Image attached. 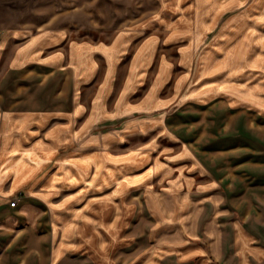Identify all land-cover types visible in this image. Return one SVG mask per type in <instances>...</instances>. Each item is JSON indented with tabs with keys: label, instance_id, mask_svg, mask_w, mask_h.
Wrapping results in <instances>:
<instances>
[{
	"label": "crops",
	"instance_id": "1",
	"mask_svg": "<svg viewBox=\"0 0 264 264\" xmlns=\"http://www.w3.org/2000/svg\"><path fill=\"white\" fill-rule=\"evenodd\" d=\"M27 1L0 0V21L28 12L21 6ZM158 1L157 9L154 0L146 3L144 14L122 30L151 37L131 56L130 85L146 78L160 45L185 41L180 35L197 30L203 19L194 0ZM132 3L130 12L139 11V0ZM230 21L225 28L233 34L238 26ZM246 23L242 31L256 30V50L264 52V21ZM26 28L0 25V264H264V156L250 146L253 136L220 130L236 113L246 115L236 128L264 126L256 119L264 113V73H256L261 57L245 60L258 78L246 86L243 79L240 103L224 96L194 104L226 107L228 119L211 134L225 144L194 147L197 139L173 134L164 114L155 125L171 144L156 164L145 147L114 150L115 139L94 132L107 117L137 112L131 103L127 111L110 105V77L119 74L124 54L108 53L104 86L91 92L99 66L90 44L63 47L57 27ZM158 33L176 37L160 43ZM164 60L160 81L173 69ZM181 80L174 95H156L160 106L196 101L179 99Z\"/></svg>",
	"mask_w": 264,
	"mask_h": 264
},
{
	"label": "rangeland",
	"instance_id": "2",
	"mask_svg": "<svg viewBox=\"0 0 264 264\" xmlns=\"http://www.w3.org/2000/svg\"><path fill=\"white\" fill-rule=\"evenodd\" d=\"M154 1V8L157 9L159 1ZM170 1L175 2V0H167V3ZM182 1L184 0L180 3ZM189 1L193 3L192 0ZM146 3L149 5L150 0H139L138 8H136L139 11L131 13L130 7L134 5L132 0H29L26 5L25 3L21 5L27 8L28 12L18 16L4 17L0 25L24 24L28 31L38 27H57L64 34L61 46L67 47L71 42L90 44L91 53L98 54L93 56L99 66L96 79L89 86L91 92H94L97 86H104L102 80L108 72L106 62L110 61L108 53L120 50L118 53L124 54L121 58L123 63L118 71L119 74L110 77L112 82L110 105L111 107L116 106L117 110L127 111L128 103H131V106L136 105L137 112L123 113L122 118L113 121L107 117L108 121L105 125L97 127L94 132L106 134L108 141L115 139L112 144L114 150L119 149L114 146L122 150L145 147L152 154L155 153L154 161L157 164L167 156L168 147L171 144L166 138H162L164 129H160V126L156 127L157 121H162L164 114L170 124L176 128L174 130L170 127L173 134L176 131L188 141H194L196 138L197 140L193 142L194 147L209 150L211 144L219 141L211 134L215 131L218 121L222 126L221 121L228 119L227 110L226 107L221 106L199 108L194 104L211 103L217 97L220 100L224 99V96L232 98L234 101L231 102L238 104L240 103L238 100H241L239 89L244 86L240 85L243 79L246 78L244 80L246 86V83L248 84L255 77L258 78V74L264 73V52L260 53L256 50L257 39H252V35L258 33L252 28L251 31H242L247 20L259 21L261 19L264 21V0H194L196 11L203 14V19L200 17L198 20V29L180 35L183 37L181 39L187 41L178 40L168 47H165V44L160 45L162 47L156 52L154 64L146 78L136 79L130 85L125 76L128 68L133 67L131 56L142 41L151 37L148 38V35L138 33L130 34L131 32L122 30L144 14L143 9L146 8ZM260 12L262 13L258 16ZM230 19H235L238 26L233 34H230L231 30L227 31L228 29L225 28L228 21L231 22ZM155 36V40H160V43H166L169 38L176 37H168L164 33H158ZM132 42L136 44L133 47H131ZM99 46L102 50L98 49ZM263 48L260 47V50ZM164 53L166 54L164 57L172 63L173 69L165 80L160 81L156 77L159 75V67L161 69L166 63L162 55ZM249 56L262 58L263 62L257 67V75H251L252 71L245 63ZM182 59L185 68L181 65L180 60ZM183 76L186 78L184 79ZM248 76L250 78H247ZM180 79H182L181 89L183 91L179 99L186 101L192 96L196 97V101L190 100L188 103H183L176 99L170 106H160V96H172L174 91H179ZM259 80L264 83V75H261ZM20 82L24 80L21 79ZM185 91L188 92L183 97ZM158 93L159 98L156 97ZM124 95H126V103L123 105L119 100L122 96L124 98ZM149 100L152 101V105L148 102ZM221 103L227 102L224 100ZM153 112L161 117H152ZM254 115L255 113L250 114L255 120ZM245 116L236 113L229 126L219 129L222 133L234 129L232 137L233 135L238 138L253 136L250 146L255 148L254 152H261L264 156V126L255 130L236 128L243 124L241 120L246 119ZM256 119L262 122L264 113ZM129 123L132 125L130 126ZM147 123L150 125L146 126ZM235 139L233 138L234 141ZM225 142L226 140L223 141L220 138L218 145L225 144Z\"/></svg>",
	"mask_w": 264,
	"mask_h": 264
},
{
	"label": "built area",
	"instance_id": "3",
	"mask_svg": "<svg viewBox=\"0 0 264 264\" xmlns=\"http://www.w3.org/2000/svg\"><path fill=\"white\" fill-rule=\"evenodd\" d=\"M15 204H16V198H13L12 200H10L9 205L11 207H14Z\"/></svg>",
	"mask_w": 264,
	"mask_h": 264
}]
</instances>
